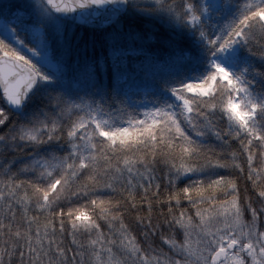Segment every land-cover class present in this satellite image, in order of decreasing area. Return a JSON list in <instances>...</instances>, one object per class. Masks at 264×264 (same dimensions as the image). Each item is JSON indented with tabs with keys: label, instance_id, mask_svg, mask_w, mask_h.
Wrapping results in <instances>:
<instances>
[{
	"label": "snow or ice",
	"instance_id": "1",
	"mask_svg": "<svg viewBox=\"0 0 264 264\" xmlns=\"http://www.w3.org/2000/svg\"><path fill=\"white\" fill-rule=\"evenodd\" d=\"M0 264H264V0H0Z\"/></svg>",
	"mask_w": 264,
	"mask_h": 264
},
{
	"label": "trees",
	"instance_id": "2",
	"mask_svg": "<svg viewBox=\"0 0 264 264\" xmlns=\"http://www.w3.org/2000/svg\"><path fill=\"white\" fill-rule=\"evenodd\" d=\"M245 169H246V165H245ZM246 176H247V172L245 170L244 176L239 179L241 195H243L245 189L250 190V184L248 183Z\"/></svg>",
	"mask_w": 264,
	"mask_h": 264
}]
</instances>
